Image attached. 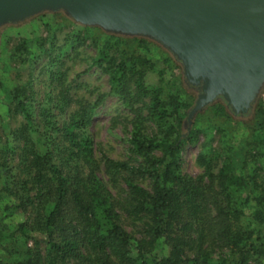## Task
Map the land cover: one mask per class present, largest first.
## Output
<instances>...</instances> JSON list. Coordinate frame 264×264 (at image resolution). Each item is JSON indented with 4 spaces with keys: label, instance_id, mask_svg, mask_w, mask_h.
I'll list each match as a JSON object with an SVG mask.
<instances>
[{
    "label": "trees",
    "instance_id": "obj_1",
    "mask_svg": "<svg viewBox=\"0 0 264 264\" xmlns=\"http://www.w3.org/2000/svg\"><path fill=\"white\" fill-rule=\"evenodd\" d=\"M95 63L132 115L131 153L97 154L87 127L99 103L85 102L63 127L60 152L57 135L32 152V187L24 186L35 219L0 228V264H264L263 167L225 151L200 154L203 173L183 172L181 152L196 135L176 123L190 105L147 83V57L102 48ZM72 99L65 92L59 102ZM18 106L34 132L29 108ZM45 114L58 130L52 110Z\"/></svg>",
    "mask_w": 264,
    "mask_h": 264
},
{
    "label": "rangeland",
    "instance_id": "obj_2",
    "mask_svg": "<svg viewBox=\"0 0 264 264\" xmlns=\"http://www.w3.org/2000/svg\"><path fill=\"white\" fill-rule=\"evenodd\" d=\"M102 48H109L116 57H147L151 62L147 83L160 87L164 98L177 94L190 105L183 125L176 123L179 131L190 129L196 135L181 152L183 172L199 175L204 171L200 154L215 156L229 151L239 163L261 165L264 175V86L249 114L235 115L224 99L218 98L198 111L189 125L187 119L200 89L186 80L182 62L163 44L144 35L84 25L64 10L43 11L0 26V228L9 233L19 223H32L35 219L27 196L33 193L24 186L25 183L32 187V152L43 153L47 148L44 140L51 135H57L54 146L60 152L65 141L63 127L82 105L99 103L87 127L96 142L97 154L118 160L129 157L132 115L122 100L111 93L110 74L95 63ZM65 92L73 99L60 104ZM19 101L31 112L34 132L27 127ZM48 110H52L58 130L48 125ZM30 245L34 246V240Z\"/></svg>",
    "mask_w": 264,
    "mask_h": 264
},
{
    "label": "water",
    "instance_id": "obj_3",
    "mask_svg": "<svg viewBox=\"0 0 264 264\" xmlns=\"http://www.w3.org/2000/svg\"><path fill=\"white\" fill-rule=\"evenodd\" d=\"M58 10L170 50L200 89L189 125L218 98L235 115L249 114L264 86V0H0V26Z\"/></svg>",
    "mask_w": 264,
    "mask_h": 264
}]
</instances>
